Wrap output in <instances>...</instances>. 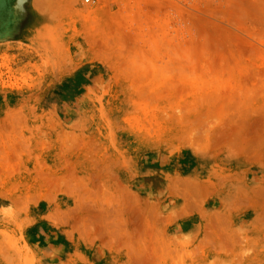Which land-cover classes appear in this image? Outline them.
Returning <instances> with one entry per match:
<instances>
[{"label": "rangeland", "instance_id": "374dc122", "mask_svg": "<svg viewBox=\"0 0 264 264\" xmlns=\"http://www.w3.org/2000/svg\"><path fill=\"white\" fill-rule=\"evenodd\" d=\"M219 1L0 0V264H264V13Z\"/></svg>", "mask_w": 264, "mask_h": 264}, {"label": "bare ground", "instance_id": "6f19581e", "mask_svg": "<svg viewBox=\"0 0 264 264\" xmlns=\"http://www.w3.org/2000/svg\"><path fill=\"white\" fill-rule=\"evenodd\" d=\"M134 1L136 2L137 0H134ZM171 1H172V0H171ZM225 1H227V0H225ZM241 1H243V0H241ZM241 1L237 0L235 3H233L234 0H233V2H232V0L228 1L227 4L229 5V2H231V3L234 4L235 8H234V6H232L233 4H232V5L230 4L229 6H231V7L228 6L229 8H226L227 10H225V8L222 9V12H223V13L226 11L225 15L221 13L222 15H224L223 18H221V17H222L221 14H217V15H219V18H221V21H220V22H222V21H223L222 19H225V16H226V20H225L226 22L229 23V20H231V21H233V22L235 23V24L233 23V25H236V26H231L232 28H233V27H234V28H235V27L237 28V27L241 26V28L243 29V31H242V30H236V29H235V30H236V31H241L242 34L246 32V35H248V36H249L250 33H251V36H250V37H252V34L254 35V34L256 33V29L252 28V30H251L250 27H249V26H251V24L249 25V23L251 22V20H257L258 24H257V22H255V21H254V22L252 21V22H253L255 25H256V24H257L258 26L260 25V28H261V24L264 23V17L261 18V19H262V22H260L261 24H259V21H260L261 19H260V16H259V18H258L257 15H261V14L264 13V0H257V1H254V2L252 1V3L249 2V5H248V6H244V5H243V2H241ZM248 1H250V0H248ZM111 2H112V1H111ZM129 2H130V1H129ZM129 2H128V3H129ZM139 2H141V1H139ZM144 2H146V1H144ZM150 2H151V1H150ZM150 2H148V3H150ZM162 2H163V1H162ZM166 2H167V1H166ZM166 2H165V3H166ZM175 2H176V1H175ZM175 2H174V3H175ZM194 2H195V1H194ZM202 2H203V1H202ZM212 2H213V0H212ZM214 2H216V0H214ZM219 2H220V1H219ZM223 2H224V1H223ZM244 2L246 3L247 1L244 0ZM100 3H101V2H100ZM104 3H105V1L103 2V4H104ZM136 3H137V2H136ZM148 3H146V4L148 5ZM152 3H153V2H152ZM174 3H173V5H174ZM192 3H193V2H192ZM204 3H205V2H204ZM210 3H211V2H210ZM210 3H209V6H210ZM220 3H221V2H220ZM247 3H248V2H247ZM247 3H246V5H247ZM103 4H102V6H103ZM133 4H134V3H133ZM141 4H142V2H141ZM141 4H140V5H141ZM146 4H145V6H146ZM168 4H169V2H168ZM175 4H176V3H175ZM177 4H178V3H177ZM194 4H195V3H194ZM207 4H208V2H207ZM217 4H218V3H217ZM227 4H226V2H225L224 4L221 3L222 8H223V6H225V5H226V7H227ZM170 5H172V4H170ZM173 5H172V7H173ZM180 5H181V4H179V6H180ZM189 5H190V4H189ZM191 5H192V4H191ZM195 5H196V4H195ZM195 5H193V7H191L193 10H194V6H195ZM213 5H214V4H212V6H213ZM119 6H120V5H119ZM127 6H128V4H127ZM127 6L125 7V9L128 8ZM131 6H133V5H131ZM131 6H130V7H131ZM175 6H177V5H175ZM120 7H122V6H120ZM135 7H136V5H135ZM135 7H134V8H135ZM137 7H140L139 4L137 5ZM172 7H171V8H172ZM180 7H181V6H180ZM180 7H178V8H180ZM182 7H183V6H182ZM182 7H181V9H182ZM187 7H188V6H187ZM189 7H190V6H189ZM189 7H188V8H189ZM214 7H216V5H215ZM214 7H213V8H214ZM219 7H220V6H219ZM146 8H147V7H146ZM175 8H176V7H175ZM195 8H196V7H195ZM132 9H133V7H132ZM144 9H145V8H144ZM183 9H184V8H183ZM185 9H186V8H185ZM185 9H184L182 12L187 13L188 11H189V12L191 11V9H190V10L188 9V10H186L187 12H185ZM197 9H199V7H198ZM202 9H203V8H202ZM205 9H206V10H205ZM207 9H212V7H210V8L207 7V8H206V5H205V8H204L205 12H204V10H203V12L206 13V16H210V15H208V14H211V13H209V12L207 13ZM140 10H141V9H140ZM164 10H165V9H164ZM170 10H171V9H170ZM174 10H175V9H174ZM178 10H180V9H178ZM125 11H126V10H125ZM130 11H131V10H130ZM133 11H134V10H133ZM155 11H156V10H155ZM210 11H212V13H214V12H213V9L210 10ZM214 11H216V8H214ZM217 11H218V13H219V10H217ZM217 11H216V12H217ZM220 11H221V10H220ZM230 11H232V12H230ZM126 12H129V11H126ZM126 12H125V13H126ZM146 12H147V11H146ZM200 12H201V10H200ZM229 12H230V13H229ZM233 12H234V13H233ZM121 13H122V12H121ZM131 13H132V12H131ZM131 13H129V14H131ZM179 13H181V12H179ZM236 13H237V14H236ZM117 14H118V13H117ZM127 14H128V13H127ZM138 14H139V13H138ZM181 14H183V13H181ZM188 14H189L190 16H192V13H188ZM139 15H140V14H139ZM139 15H138V17H139ZM202 15H203V14H202ZM213 15H215V17L218 19L217 15H216L215 13L212 14V16H213ZM119 16H120V15H119ZM119 16H118V17H119ZM124 16H125V14H124ZM130 16H131V15H130ZM130 16H129V17H130ZM135 16H136V15H135ZM143 16H144V15H143ZM147 16H148V15H147ZM196 16H198V15H196ZM199 16H201V15H199ZM220 16H221V17H220ZM254 16H256L258 19L255 18ZM263 16H264V15H263ZM89 17H90V16H89ZM125 17H126V16H125ZM131 17H132V16H131ZM131 17H130V18H131ZM138 17H137V18H138ZM141 17H142V16H141ZM187 17H189V16H187ZM194 17H195V16L193 15V18H194ZM203 17H204V16H202V19H201V17H198V18H200L201 21L204 20V24H205V25H207V24L210 23L211 21H212L211 24H213L214 19H209V20H211V21H208V20L206 19L207 17H206V18H203ZM210 17H211V16H210ZM253 17H254V18H253ZM133 18H134V17H133ZM143 18H144V17H143ZM190 18L192 19V17H190ZM212 18H213V17H212ZM227 18H228L229 20H227ZM251 18H253V19H251ZM116 19H117V16H116ZM138 19H139V18H138ZM141 19H142V18H141ZM182 19H183V18H182ZM196 19H197V17H196ZM200 19H199V20L197 19V20L200 22ZM259 19H260V20H259ZM129 20H130V19H129ZM131 20H132V19H131ZM131 20H130V21H131ZM205 20H206V22H205ZM258 20H259V21H258ZM87 21H88V20H87ZM132 21H133V20H132ZM183 21H184V19H183ZM194 21H195V20H194ZM198 21H197V22H198ZM207 21H208V23H207ZM217 21H218V20H217ZM90 22H92V20H91ZM120 22H121V21H120ZM192 22H193V21H192ZM226 22H225V24H226ZM252 22H251V23H252ZM93 23H94V22H93ZM93 23H92V24H93ZM130 23H131V22H130ZM223 23H224V22H223ZM253 23H252V25H253ZM217 24H219V23H214L213 26H212V25L208 26V25H209V24H208L207 26H208V27H213V28H214V26H216V27L218 26L219 29L222 30V31L219 30V33L221 32V33H220L221 35H223L225 32H227V31H226V28H227V27L225 28V25H223V26H224V27H223L222 24H219V25H217ZM89 25H90V24H89ZM199 25H200V24H199ZM199 25H198V26H199ZM220 25H221L222 27H220ZM230 25H231V22H230ZM237 25H238V26H237ZM245 25H247V26H245ZM248 25H249V26H248ZM198 26H197V28H198ZM226 26H227V25H226ZM193 27H194V26H193ZM251 27H254V25L251 26ZM263 27H264V25H262L261 30H263ZM200 28H201V27H200ZM213 28H212V29H213ZM222 28H224V30H223ZM91 29H92V27H91ZM193 29H194V28H193ZM227 29H228V28H227ZM229 29H230V28H229ZM253 29H254V30H253ZM185 30H186V29H185ZM201 30H202V29H201ZM215 30H216V31H215ZM215 30L213 31V32H215V34H214V33H211L210 35H209V34H208V35H209L210 37H211L212 34H213L214 36H215V35H218V34H219V33H217V32H218V29L216 28ZM258 30H259V28H258ZM195 31H197V29H196ZM195 31H194V32H195ZM198 31H199V30H198ZM231 31H232V29H231ZM236 31H235V33H236ZM254 31H255V33H254ZM187 32H188V30H187ZM199 32H201V31H199ZM204 32H205V31H203V33H204ZM211 32H212V31H211ZM222 32H224V33H222ZM228 32H229V31H228ZM233 32H234V31H232V35H237V34H240V33H241V32H240V33L237 32L236 34H233ZM262 32H263V31H261L260 34L262 35V39H263L264 35L262 34ZM216 33H217V34H216ZM263 33H264V32H263ZM189 34H190V33H189ZM196 34H197V33H196ZM204 34H205V35H204L205 37L208 36L206 33H204ZM220 34H219V36H221ZM225 34H226V33H225ZM225 34H224V35H225ZM227 34H229V36L231 35L230 33H227ZM227 34H226V37L223 35L222 38H223L224 41H227V43H228L229 45L232 46V44H233L234 41L231 40V41H232V44H231L230 39H229V37L227 36ZM257 34H259V32H258ZM206 35H207V36H206ZM213 35H212V36H213ZM232 35L230 36V38L233 37V39H234V36H232ZM179 36H180V35H179ZM198 36H200V35H197V38H196V39H198V42H199V37H198ZM209 36H208V37H209ZM219 36H218V37H219ZM240 36H241V34L235 36V39H236L235 41H236V42H237L238 39H240V38H238V37H240ZM242 36H244V35H242ZM255 36H257V35L255 34V35L252 37V40H253V39L256 40V39L254 38ZM258 36H259V35H258ZM258 36H257V37H258ZM218 37L215 36L216 39H217ZM236 37H237L238 39H237ZM246 37H247V36H246ZM250 37H249V38H250ZM215 38H214V37H213V39H212V38H209V39L205 38L204 41H205L206 39L209 40V41H211V39L214 40ZM225 38H226V39H225ZM243 38H245V37H242V39H243ZM174 39H175V38H174ZM190 39H191V38H190ZM193 39H195V38H193ZM193 39H192V40H193ZM202 39H203V37H202ZM218 39H221V37H219ZM227 39H229V40H227ZM231 39H232V38H231ZM245 39H246L247 41L250 40V39L248 40L247 38H245ZM258 39L261 40V36H259ZM192 40H191V41H192ZM207 40L205 41V42H207V43H205V42L203 41V44H204L203 47H205V48H204L205 50H206V47L208 46V43H209ZM223 40H222V39H221V40H218V42L221 41V42H220L221 44H219L216 40L211 41L212 44L214 45V49H215V47H217V46H215V45H217V44H219V45H223V44H224V47H225V45L228 46V44L225 43V42H223ZM240 40H241V39H240ZM246 40H244V41L241 40L240 43H239V45L242 44V43H244ZM254 40H253V43L256 42V43H258V45H259V44H262V45H260V46H264V45H263L264 43H262V41L260 42V41H258V40H256V41H254ZM188 41H189V40H188ZM215 41H216L217 44L215 43ZM228 41H229V42H228ZM60 42H61V41H60ZM180 42H181V40H180ZM195 42H196V40H195ZM198 42H196L197 47H196V44H195L194 42H191V43H193V45H192L191 43H190L191 45L189 44V45L191 46V48H192V46H193V48H194V46H195V48H196V49H195V52H196V51H200L199 49H201V46H202V41H200V42H201V44H200L201 46H199V43H198ZM222 42H223V44H222ZM236 42H234V43L237 44ZM241 42H242V43H241ZM250 42H251V40H250ZM259 42H260V43H259ZM263 42H264V39H263ZM54 44H57V43H54ZM58 44H59V43H58ZM58 44H57V46H58ZM178 44H179V43H178ZM194 44H195V45H194ZM209 44H210V43H209ZM248 44H250V43L248 42ZM248 44H247V42H245V44H244L245 47H244V48H241V47H243V45H240V48L238 47L239 45H237V47H238L239 49H241V50H239V49H235V50H236V51H240V52H236V53L234 52L235 54H231L230 51H231L232 49L234 50V48H236L235 45L233 44L234 47H233L230 51H229V50H226V49H227V48H226L224 54L226 55V54L228 53V54L231 55V56H230V55H229V56L232 57V58H233V56L236 55L237 53H240V54H242V55L247 56V55L249 54V53L247 52V51H249V49H247V48L250 47V49H251V50H250V54H251V52H252V46H253V51H255L256 48L258 47L257 44H256V48H255V46H254L255 44H254V45H251L252 43H251L250 45H248ZM187 45H188V44H187ZM213 45H210V46H213ZM247 45H248L249 47H248ZM170 46H171V45H170ZM198 46H199V48H198ZM210 46H208V47H210ZM227 46H226V47H227ZM246 46H247V47H246ZM54 47H55V45H54ZM186 47H187V46H186ZM203 47H202L200 53H199V52H196V53L200 54V56L197 57V56H196L197 54L195 55V52H192V54L194 53L193 56L195 55V56H196L197 58H199L200 60H204L205 58H202V54H201V52L204 51L203 53L205 54L206 51H208V50H210V49L207 48L208 50L205 51V50L203 49ZM220 47H222V46H220ZM55 48H56V47H55ZM183 48H184V47H183ZM191 48H190V49H191ZM193 48H192V49H193ZM210 48H211V47H210ZM217 48L219 49V47H217ZM217 48H216V51H217V52H216L215 50H213L212 48H211V49H212L211 51H212V53H213V51H214V52H216L217 54H218V52L220 51V53H219L220 55H217V56H221V53H222L221 51H224V50H217ZM229 48H230V47H229ZM263 48H264V47H263ZM197 49H198V50H197ZM220 49H221V48H220ZM222 49H223V47H222ZM246 49H247V51H246ZM254 49H255V50H254ZM259 49H262V47H260ZM259 49L257 48V51H256V52H258ZM170 50H171V49H170ZM186 50H187V49H186ZM233 50H232V51H233ZM242 50H245V52L248 53V54H246V53L243 54L244 51L242 52ZM176 51H177V50H176ZM176 51H175V53H176ZM181 51H184V50H181ZM188 51H189V50H188ZM211 51H210V52H211ZM226 51H228V52L226 53ZM241 52H242V53H241ZM259 52H260V50H259ZM262 52L264 53V50H263ZM188 53H189V52H188ZM252 53H253V52H252ZM204 54H203V56H204ZM207 54H208V53L205 54L206 58H207V59H211V61H213V60H214V59H213V56L211 57V55H210V56L208 55L209 57H211V58H209V57H207ZM222 54H223V53H222ZM240 54H239V55H240ZM250 54H249V55H250ZM253 54L255 55V53H253ZM257 54H258V53H257ZM257 54H256V58L258 57ZM186 55H187V54H186ZM188 55H189V54H188ZM232 55H233V56H232ZM239 55H236V56H235L236 59H238V60H239V58H242V57H243V56L240 55V57L238 58ZM249 55H248V56H249ZM205 56H204V57H205ZM248 56L245 57V58H248ZM260 56H261V55H260ZM178 57H179V56H178ZM187 57H188V56H187ZM191 57H192V55H191ZM191 57H190V58H191ZM261 57H262V56H261ZM261 57L258 58V60L261 59ZM168 58H169V57H168ZM179 58H180V57H179ZM193 58H194V57H192V59H193ZM197 58L193 59V61L196 60ZM201 58H202V59H201ZM245 58H242V59L245 60ZM199 59H198V61H200ZM207 59H206V60H207ZM212 59H213V60H212ZM218 59H219V58H218ZM221 59H222V61H224V59L220 57V59H219L220 61L216 60L215 65H218V66H219L220 64H218V63H222ZM226 59L228 60L227 57H226ZM233 59H235V58H233ZM236 59H235V62L237 61ZM227 60H226V61H227ZM244 60H243V62H244ZM246 60H247V59H246ZM177 61H178V60H177ZM198 61H197V62H198ZM207 61H208V60H207ZM207 61H206V62H207ZM217 61H218V62H217ZM231 61H232V59H231ZM231 61H230V62H231ZM240 61H241V60H240ZM260 61H261V60H260ZM263 61H264V60H263ZM173 62H174V61H173ZM194 62H195V61H194ZM206 62H205L204 64H207ZM213 62H215V61H213ZM213 62H211V64H214ZM228 62H229V61H228ZM233 62H234V61H233ZM238 62H239V61H238ZM243 62H242V63H243ZM179 63H180V62H179ZM190 63H192V62L190 61ZM208 63H209V62H208ZM223 63H225V61H224ZM231 63H232V62H231ZM239 63H240V62H239ZM244 63H245V62H244ZM182 64H183V63H182ZM199 64H200V63H199ZM211 64H210V65H211ZM226 64H227V63H225V65H226ZM229 64H230V63H229ZM229 64H227V65H229ZM232 64H233V63H232ZM234 64H235V63H234ZM237 64H238V63H237ZM208 65H209V64H208ZM210 65H209V66H210ZM222 65H224V64H222ZM225 65H224V67H225ZM227 65H226V66H227ZM240 65H241V64H240ZM240 65H239V66H240ZM232 66H233V65H232ZM235 66H238V65L235 64L234 67H235ZM239 66H238V67H239ZM211 67H212V66H211ZM214 67H215V66H214ZM227 67H228V66H227ZM227 67H225V68H227ZM234 67H233V69H234ZM186 68H187V67H186ZM220 68H221V65H220ZM222 68H223V66H222ZM225 68H223V69H225ZM202 69H204V68H202ZM209 69H210V68H209ZM211 69H212V68H211ZM223 69H222V70H223ZM235 69H237V67H236ZM240 69H241V71L243 70V68H241V67H240ZM246 69H247V68H246ZM258 69H259V68H258ZM177 70H178V69H177ZM177 70H176V71H177ZM191 70H192V69H191ZM219 70H220V69H219ZM228 70H229V68H228ZM228 70L226 69V72H227ZM247 70H248V69H247ZM247 70L243 71V73L246 72V74L248 75V72H249V71L247 72ZM195 71H196V70H195ZM197 71H198V70H197ZM200 71H201V70H200ZM211 71H212V70H211ZM217 71H218V70H217ZM223 71H224V70H223ZM204 72H205V71H204ZM212 72H213V71H212ZM220 72H221V71H220ZM220 72H219V73H220ZM226 72H225V73H226ZM228 72H229V71H228ZM195 73H196V72H195ZM197 73H198V72H197ZM210 73H211V72H210ZM214 73H215V71H214ZM249 73H250V72H249ZM251 73H252V72H251ZM214 75H215V74H214ZM176 76H177V75H176ZM192 76H193V75H192ZM204 77H205V76H204ZM206 78H207V77H206ZM214 78H215V77H214ZM222 78H223V77H222ZM225 78H226V77H225ZM247 78H248V77H247ZM251 78L253 79V77H251ZM256 79H258V78L256 77ZM259 80H260V81H259V84H257V87L260 85V83H262L263 78H262V81H261V79H260V77H259ZM195 81H196V80H195ZM195 81H194V82H195ZM251 82H252V80H251ZM254 82H255V81H254ZM227 83H228V82H227ZM202 85H203V84H202ZM207 85H208V84H207ZM212 85H213V84H212ZM250 85H251V84H250ZM250 85H249V86H250ZM253 85H254V84H253ZM198 86H199V85H198ZM245 86H247V85H245ZM202 87H203V86H202ZM212 87H213V86H212ZM259 87H261V86H259ZM203 88H204V87H203ZM205 88H206V87H205ZM207 88H208V87H207ZM213 88H214V87H213ZM233 88H234V87H233ZM243 88H244V87H243ZM231 89H232V88H231ZM247 89H249V87H248ZM260 89H262V90L264 89V81H263L262 88H260ZM262 90H261V91H262ZM233 91H234V90H233ZM254 91H255V88H254ZM261 91L258 90L257 92H261ZM261 93H264V92L262 91ZM259 95H260V93H259Z\"/></svg>", "mask_w": 264, "mask_h": 264}, {"label": "crops", "instance_id": "0c3cea01", "mask_svg": "<svg viewBox=\"0 0 264 264\" xmlns=\"http://www.w3.org/2000/svg\"><path fill=\"white\" fill-rule=\"evenodd\" d=\"M6 9H14V12L17 13V10L22 7L21 0H3V4ZM17 15V14H16Z\"/></svg>", "mask_w": 264, "mask_h": 264}, {"label": "built area", "instance_id": "2783aa9c", "mask_svg": "<svg viewBox=\"0 0 264 264\" xmlns=\"http://www.w3.org/2000/svg\"><path fill=\"white\" fill-rule=\"evenodd\" d=\"M85 1H88V0H85Z\"/></svg>", "mask_w": 264, "mask_h": 264}]
</instances>
